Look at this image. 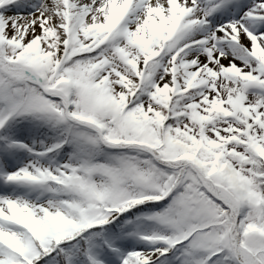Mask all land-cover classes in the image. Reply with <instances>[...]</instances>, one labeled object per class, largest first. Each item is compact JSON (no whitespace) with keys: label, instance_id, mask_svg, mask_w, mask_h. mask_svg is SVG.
I'll use <instances>...</instances> for the list:
<instances>
[{"label":"snow or ice","instance_id":"obj_1","mask_svg":"<svg viewBox=\"0 0 264 264\" xmlns=\"http://www.w3.org/2000/svg\"><path fill=\"white\" fill-rule=\"evenodd\" d=\"M0 264H264V0H0Z\"/></svg>","mask_w":264,"mask_h":264}]
</instances>
